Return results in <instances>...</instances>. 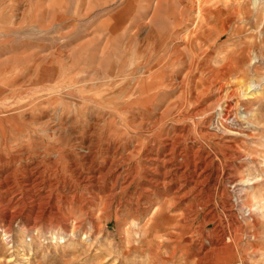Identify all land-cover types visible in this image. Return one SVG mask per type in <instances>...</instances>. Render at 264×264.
<instances>
[{"label": "rangeland", "instance_id": "obj_1", "mask_svg": "<svg viewBox=\"0 0 264 264\" xmlns=\"http://www.w3.org/2000/svg\"><path fill=\"white\" fill-rule=\"evenodd\" d=\"M185 4L0 0V120L22 108L13 96L17 86L41 66L37 73L45 77L29 81L31 88L44 87L43 99L58 96L59 111L70 109L65 117H76L79 127L102 122L101 146H120L117 158L135 150L134 163L146 164L147 148L153 149L158 160L147 164L167 184L151 195L138 183L113 192L103 179L92 206L82 177L62 163L53 194L61 215L34 227L29 210L11 234L0 229V264H264V0H235L232 19L226 13L203 22L195 12L178 25L174 12ZM155 9L158 19L151 18ZM147 83H157L153 94L142 90ZM231 106L233 134L221 124ZM31 109L27 100V118ZM158 118L156 130L141 129ZM44 135L27 137L26 157L49 169V152L34 147ZM18 156L15 166L24 165ZM77 157L84 177L105 172L102 157L96 169ZM232 178L247 185L244 192H232ZM230 206L239 229L225 217Z\"/></svg>", "mask_w": 264, "mask_h": 264}, {"label": "bare ground", "instance_id": "obj_2", "mask_svg": "<svg viewBox=\"0 0 264 264\" xmlns=\"http://www.w3.org/2000/svg\"><path fill=\"white\" fill-rule=\"evenodd\" d=\"M178 1L179 3L187 2V4H185L184 9H181L179 13L176 11L174 12V16L178 18L177 20L178 25L181 24V22L183 21L182 20L183 18L190 19L192 15H194L195 12L196 14H198L197 16L203 18V22L205 21V18H209V17L219 18L221 16H224L226 13H230L231 19L235 17V0L233 2V6L231 7H229L228 6L229 4L226 3L228 1L226 2L218 1V0H204L203 2L201 0H178ZM224 5L228 6L227 8H225L227 10H224L223 8ZM160 13H161L160 9L158 10L155 9V13L153 14L151 18L158 19L161 16ZM3 18L7 20V18L5 17ZM193 25H196L195 21ZM200 28L202 30L201 37L203 36L207 38L206 34L209 33V30L207 29L206 24L201 26ZM197 40L192 41L191 45H194V43L197 42ZM38 68L41 69V66H38ZM5 69L7 72L11 70L8 68H5ZM30 69H26L25 71L27 73H30ZM37 71L35 74L29 75L27 81H24V82L22 81L23 83L18 84L17 87H20V89L17 91V93H15L14 95L11 94L15 96L14 98H16L17 101L18 99L23 101L22 108L20 105L19 107L21 108L20 110L18 111L15 110L13 111V113L8 114V116H3L4 119L1 118L0 120V125H1L0 127L1 129L0 130V229L3 230L4 235L7 236L11 234L16 221L19 219V217L25 216V214L29 210H32L35 212V219L31 222L34 227L38 225L37 221L41 218H47L50 222L51 215H55L57 217L58 215H61L60 214L61 206L58 203L59 201L57 202L58 204L56 203V201H53L54 199L53 194L57 190L56 188L57 184H59L58 178L62 172V169L60 170L59 168L62 167L63 165L62 163H66V164L69 163L72 166V169H70V172L76 173L80 175V177H82V182L83 184L85 183L84 186L90 189L89 191H91L89 194L90 199H88L87 201H89L88 203H90V205L92 206H96L97 201L100 199L99 198L100 195L98 196L97 192L100 193L103 189V186L100 185V181L103 179L105 180L107 187H109L113 192H115V190L117 189V186L119 185L120 187H122L121 191L124 192L126 190L131 189V187L134 184L138 183V185L144 190V192L154 195L156 193L157 188L160 189L162 185L163 186L167 185L165 182L159 181L157 177L159 175L157 168H151L152 165L147 164V163L152 164L158 160L156 159L157 157L156 158L153 157L154 156V151H152L153 149H150L148 151V148H147V154L145 156V162H146L145 164L140 161L138 162V160H140L139 158H137L136 159L137 162L134 163L135 158L133 157L136 152L137 154H139V151L134 150V152L130 153L127 156L117 158L119 154V149L121 148L120 146H119V149L118 147L114 149L113 146L115 145L110 144V142L109 143L106 142V145L103 146L102 148L100 137H99L101 130H102L101 129L102 125H100L102 122L100 121L101 123L99 124V122L96 121V122L90 123L88 126L84 125L83 127H79L80 125H78V119L76 117H73V116L71 118L69 116L65 117V114L70 115L73 113L72 111H70V109L69 110L63 109L64 111L62 110V112L59 111L58 106H57L59 102V98H57L58 96L50 97L48 99L47 98L43 99L42 93L45 91L44 87L38 86L36 88L34 87L33 89L31 88V85H29L30 82L33 83L31 81L32 79L33 80L35 79V81L36 80L42 81L43 78L45 77V75L44 77L43 75L42 76L40 75L41 77H39V74L37 73ZM4 76L6 77V75ZM52 76L54 77L55 74L53 73ZM19 78L17 77V79ZM7 80H10L12 83H14V85L16 84L15 82H17L15 81L14 77H9ZM1 81H3V79ZM51 82H53V80ZM0 84L2 83L0 82ZM32 89L33 91H31ZM156 89H157V83H147L142 88L143 91H145L146 93H150V94L151 92L153 94V92H155ZM1 94L3 93L1 92ZM152 96L153 95H151V98ZM4 97L7 98L6 94L4 95ZM27 100H31V104L34 109V110L31 109L32 112L28 113L29 114L28 118L26 116ZM233 109L234 108L232 106L229 107V110L227 109L228 112L226 113V117H221V124H224L222 122H225L224 125L227 126V127L225 126V133L233 134L235 132V130L232 129L234 124L231 123L232 120L234 119ZM4 110H6V108H4ZM82 113H85V111H82ZM157 121H159V118L155 119L151 123H146V124L141 123L140 125L141 129L154 131L157 129V128L155 129V124H156L155 122ZM4 122L10 123L11 127L8 128L9 130H5ZM40 132L45 134L44 137H46L47 140L45 138L38 139V141H36V146L34 144V147H36V150L39 151L41 154H45L43 153V149H42L43 147H45V150H47V153L49 152L50 156H48V159L46 158L48 160L47 162L48 166H50L49 169L44 168L42 166V164L44 163L42 162V160H36L33 164H29V160L27 159H29L30 156L26 157L28 153L27 149H29L28 144H27L29 143L28 140L31 139V136L34 135L33 137H35ZM155 136H157V134ZM18 137L22 138L21 140L23 142L21 143L15 142L19 140ZM27 137H28V140H26ZM158 138L159 137H156V141ZM161 147H164V146L162 145ZM112 148L114 149V151L112 150ZM15 155L16 156L19 155L18 157L21 158V160L19 159V162L25 161V164L24 165L20 164L19 166H15L14 163H15V160L17 159L14 157ZM78 155L81 158V160L84 161L83 164L85 166L88 165V167L90 168L92 167L93 169H96V162H98L97 160L100 159L99 157H102L103 163L106 164L105 172L99 177L93 176V175L84 177L85 175L83 176V172H80L82 170V169L81 170L79 169L80 165H77ZM51 156L52 157L55 156V159H53L54 157L52 158ZM34 160L35 159H33V161ZM47 171L50 172L49 175H47L48 180H46V175H45ZM141 171H144L143 172L144 175L142 174L143 177H140ZM94 174L97 175L96 172ZM168 174L169 172L164 173V178H167ZM51 176H55V177L53 179H50ZM142 180L146 182L145 184L146 186L140 184V183H143ZM231 184H232V192L234 193H235V189L237 190V192L239 191L244 192L246 189L245 187L247 186L243 182L238 181V180L235 181L234 179ZM70 201L72 202L73 200L70 199ZM67 204H68V201H67ZM47 211L49 213H47ZM235 214H236L235 210H233V207L230 206L228 207V213L227 215H225V217L226 219H228L229 222L235 224V228L239 229L240 227L239 222ZM61 219L65 223V226L67 227L69 221L63 217ZM226 229L228 231L225 230V232L231 234L230 233L231 229L230 228H226ZM236 231L237 229H235V233Z\"/></svg>", "mask_w": 264, "mask_h": 264}]
</instances>
